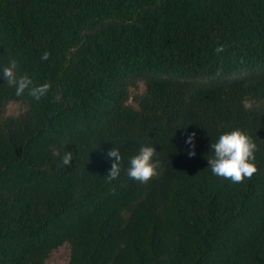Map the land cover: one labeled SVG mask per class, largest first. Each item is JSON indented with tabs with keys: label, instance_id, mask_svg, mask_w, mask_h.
<instances>
[{
	"label": "trees",
	"instance_id": "16d2710c",
	"mask_svg": "<svg viewBox=\"0 0 264 264\" xmlns=\"http://www.w3.org/2000/svg\"><path fill=\"white\" fill-rule=\"evenodd\" d=\"M13 59L51 87L0 77V264L63 243L67 264H264V0H0V70ZM237 128L258 171L233 184L207 157ZM143 145L147 183L126 173Z\"/></svg>",
	"mask_w": 264,
	"mask_h": 264
},
{
	"label": "clouds",
	"instance_id": "9594fccd",
	"mask_svg": "<svg viewBox=\"0 0 264 264\" xmlns=\"http://www.w3.org/2000/svg\"><path fill=\"white\" fill-rule=\"evenodd\" d=\"M223 45L218 46L216 51L222 52ZM49 53L44 52L42 60H47ZM17 62L13 59L9 65L0 70V77L10 86L15 88L17 96L23 95L26 91L28 95L39 101L46 96L50 90V83L45 82L35 85L31 77L27 74H17ZM195 132L188 135L186 143L190 146L189 157L195 156ZM210 149L212 155L207 157L209 168L212 173L225 180H230L233 184L243 183L246 179H251L258 171L255 163V152L257 145L252 138L240 129H234L222 133L218 139L211 142ZM157 150L154 146L143 145L137 153L129 158V167L126 170L127 176L140 183L149 182L157 175L159 160L154 159ZM109 158H115L107 172L106 179L111 182L119 177L121 171V152L118 148L108 151ZM73 154L66 151L62 157L64 166L70 165Z\"/></svg>",
	"mask_w": 264,
	"mask_h": 264
},
{
	"label": "rangeland",
	"instance_id": "374dc122",
	"mask_svg": "<svg viewBox=\"0 0 264 264\" xmlns=\"http://www.w3.org/2000/svg\"><path fill=\"white\" fill-rule=\"evenodd\" d=\"M21 109L20 105L16 102H11L6 107V114H15ZM69 259V246L63 243L58 247L51 250L45 259L44 264H67Z\"/></svg>",
	"mask_w": 264,
	"mask_h": 264
}]
</instances>
